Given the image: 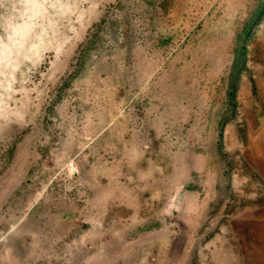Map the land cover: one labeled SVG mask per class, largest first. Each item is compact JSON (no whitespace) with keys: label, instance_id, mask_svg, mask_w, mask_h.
Segmentation results:
<instances>
[{"label":"rangeland","instance_id":"rangeland-1","mask_svg":"<svg viewBox=\"0 0 264 264\" xmlns=\"http://www.w3.org/2000/svg\"><path fill=\"white\" fill-rule=\"evenodd\" d=\"M261 8L264 0H0V261L12 242L18 243L15 261L31 260L27 219L48 208L43 200L57 197L59 185L74 180L81 168L69 147L74 149L75 140L78 148L86 147L90 124L107 113L112 119L116 115L115 105L100 102L98 89L105 82L85 88L87 83L76 85L75 77H102L105 88L123 85L116 77H132L143 51L153 50L159 40L172 51L155 76L166 80L152 83L162 84L168 95L174 90L173 97L177 92L180 106L189 111L180 114L179 127L167 136L200 154L206 133L201 181L206 217L195 234L189 224L171 225L178 235L164 251L173 257L155 259L152 241L147 263L264 264ZM199 175H194L198 181ZM82 202L72 213H62L67 234L45 243L51 256L36 258L35 264H124L122 257L114 263L112 257H92L110 246L106 227L95 226L103 241L89 236L86 217L96 212L84 207L86 198ZM49 215L58 213L46 210V221L35 222L39 235L51 231ZM160 228L164 234L170 226ZM219 241L224 248L217 252ZM140 247L135 242L119 249Z\"/></svg>","mask_w":264,"mask_h":264},{"label":"crops","instance_id":"crops-1","mask_svg":"<svg viewBox=\"0 0 264 264\" xmlns=\"http://www.w3.org/2000/svg\"><path fill=\"white\" fill-rule=\"evenodd\" d=\"M149 49L148 46L146 54L143 51L139 69L133 70L132 77H116L122 84L125 83L123 85L105 88L108 81L102 77H75L76 85L87 83L85 88H90L91 82H105L103 88L98 89L100 102L115 105L116 115L112 119L107 113V116H99L95 123L90 124L92 134L89 146L83 148L80 144L78 148L75 140L74 149L69 147L75 159L80 157L81 168L74 172V180L66 181L64 186L62 183L59 185L57 197L53 195L43 200V208L45 204L49 205L48 208L38 207L39 210H34L36 213L27 219L26 251L27 258L31 259L27 264H35L36 258L51 256L52 250L45 243H54V240H61L67 234L62 213L66 210L72 213L81 207L84 198L87 199V207H84L96 212L95 216L86 217L91 239L103 241L95 228L106 227L104 232L110 248L96 250L92 257L98 261L106 256L112 257L113 263L122 257L124 264H131V258L138 259L139 264H148L146 258L152 255L147 249L148 243L150 248L154 247L155 259L172 258L173 252L170 251L169 255L170 252L164 251V244L173 242L178 235V229H173L171 225L189 224L190 231L195 234L201 218L206 217V187L202 191L201 184L206 176V133L201 135L203 148L200 154L187 148L185 143L167 136L169 132L172 136V129L179 127L180 114L189 111L180 106L177 92L173 97L174 90L168 95L162 84H153L166 80L167 77L155 76L164 66L163 59L167 57V51H172V46L164 47L157 40L155 48ZM99 112L104 113L105 110ZM118 114L122 115L120 120H117ZM202 129L206 130L205 124ZM78 152L81 154L78 155ZM199 158L203 159L205 175L200 171ZM196 174H202L199 181L194 176ZM197 182L201 190L196 186ZM201 192L204 197H201ZM46 210L49 213L56 210L58 215H49L52 218L51 231L39 235L35 222L46 221ZM163 224L170 226L164 234L160 228ZM121 226H124L123 231ZM138 227L140 229L134 232L133 237H125ZM52 233L55 239L51 238ZM152 241H155L153 247ZM127 242L130 243L123 245ZM135 242L142 247L127 251L119 249ZM219 243L217 252L224 248L222 241ZM16 244H9L11 250L5 251V259L0 264H20L13 259L14 253L16 257L18 253ZM175 257L178 258L177 252ZM37 264L45 263L37 260Z\"/></svg>","mask_w":264,"mask_h":264},{"label":"trees","instance_id":"trees-1","mask_svg":"<svg viewBox=\"0 0 264 264\" xmlns=\"http://www.w3.org/2000/svg\"><path fill=\"white\" fill-rule=\"evenodd\" d=\"M262 11H264V8L263 9L262 8L260 9V14L262 13ZM239 56L241 57L242 55H239Z\"/></svg>","mask_w":264,"mask_h":264}]
</instances>
